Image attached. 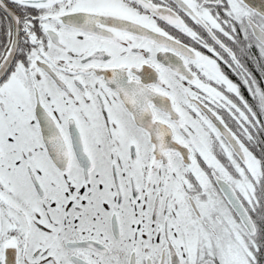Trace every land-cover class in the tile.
Masks as SVG:
<instances>
[{
	"label": "snow or ice",
	"instance_id": "1",
	"mask_svg": "<svg viewBox=\"0 0 264 264\" xmlns=\"http://www.w3.org/2000/svg\"><path fill=\"white\" fill-rule=\"evenodd\" d=\"M0 264H264V0H0Z\"/></svg>",
	"mask_w": 264,
	"mask_h": 264
}]
</instances>
